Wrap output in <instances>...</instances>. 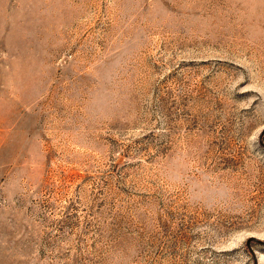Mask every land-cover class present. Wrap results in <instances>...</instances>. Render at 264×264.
Returning <instances> with one entry per match:
<instances>
[{
    "label": "rangeland",
    "instance_id": "obj_1",
    "mask_svg": "<svg viewBox=\"0 0 264 264\" xmlns=\"http://www.w3.org/2000/svg\"><path fill=\"white\" fill-rule=\"evenodd\" d=\"M0 264H264V0H0Z\"/></svg>",
    "mask_w": 264,
    "mask_h": 264
}]
</instances>
